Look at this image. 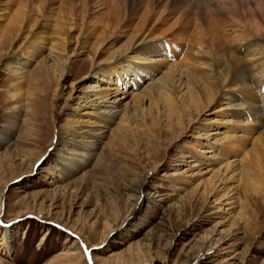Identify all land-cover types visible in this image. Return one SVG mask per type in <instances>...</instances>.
<instances>
[{
	"label": "rangeland",
	"instance_id": "1",
	"mask_svg": "<svg viewBox=\"0 0 264 264\" xmlns=\"http://www.w3.org/2000/svg\"><path fill=\"white\" fill-rule=\"evenodd\" d=\"M48 1L42 19L44 0H0V264H264V198H254L256 180L232 173L247 168L258 123L241 120L226 130L225 111L215 104L199 118L183 113L171 130L172 108L158 101L165 91L160 80L170 65L183 66L189 45H174V55H144L137 63L150 76L129 82L120 69L119 81L102 77L100 70L108 71L137 34L142 11L130 0L124 8L123 0H95L86 9L77 0L91 31L53 37L39 27L56 28L71 6ZM150 1L167 18L160 30L180 15L206 12L198 0ZM218 6L208 12L220 16L222 27L249 13L243 0ZM116 10L122 22L115 41L103 45L102 26ZM149 38L160 40L159 33ZM96 82L111 98L103 106L87 100ZM104 106L117 112L114 123L95 135L100 142L89 160L71 162L64 144L56 145L58 133L77 108L99 113ZM224 136L235 139L225 146L231 140L218 141ZM74 138L63 141L74 147L80 142Z\"/></svg>",
	"mask_w": 264,
	"mask_h": 264
},
{
	"label": "bare ground",
	"instance_id": "2",
	"mask_svg": "<svg viewBox=\"0 0 264 264\" xmlns=\"http://www.w3.org/2000/svg\"><path fill=\"white\" fill-rule=\"evenodd\" d=\"M63 1L71 6L69 13L64 15L66 17L65 23L61 24L63 17L58 19L59 26L49 30L39 27V33L47 32L53 37L61 34H67L70 37L74 32H78L80 36L85 33L88 34L91 30L85 19L78 15L75 7L78 3L77 0ZM63 1L61 2L64 5ZM94 1L79 0V3L86 9L88 4L94 3ZM96 1L103 2L104 0ZM108 1L114 5L119 0ZM224 1L226 0H198V8L203 7L206 11L203 10L205 12L203 15L195 13L187 16L185 20L183 15H180L176 23H173L174 25L170 24L173 26L160 30L162 26L165 27L167 21L165 15L164 17L163 14H157L161 7L150 0H130L133 9H138V12L142 11L141 19L138 18L140 23L137 22L139 25L135 24L137 27H135L134 32L137 34L131 36L126 45L122 46L124 47L123 53L126 55L122 53V55L115 57L111 68L108 71L100 70L99 73L101 74L99 75L102 77L112 74L117 75L122 69L123 71L120 74L123 77L127 76L129 82L134 81L135 78L141 79L139 77L150 76L151 73L146 70L147 68H143L142 65L137 63L138 61L143 62L144 55L159 50L174 55L177 53V47L174 48V45L188 44L190 48L182 57L183 66L178 63L170 65V69L160 80V86L165 91L158 101L162 102L166 109L168 107L172 108V113H169V111L168 115H172V122L174 123L170 124L169 128L173 130L175 125L179 126L182 123L183 113L190 112L193 118L194 116L199 118L210 111L215 104H219V107L225 111L226 118L223 128L226 130L231 129L234 124L240 123L241 120L256 121L258 124L255 126L258 128L259 134L255 136L251 149L245 154L244 160H246L247 168L239 169L237 167L232 170V173L239 170L238 173L246 177L248 181L256 180L258 182L257 187L252 186L255 194L254 198L257 200L264 198V0H243L248 6L249 13L247 17H242L239 20L240 23H226L228 25L222 27V24L217 23L220 16L215 13L209 14L208 11L211 8L220 10L221 6L218 5H221ZM48 3H50L48 0H44L45 7L41 10L42 19L47 18L49 15L48 8L51 9V5ZM124 3L126 1L123 0V8ZM46 4L48 5L46 6ZM121 22L120 12L118 10L114 11L113 20L112 18L111 21L106 20L102 26V33L99 37L103 40L101 44L105 45L104 43H107L106 45L112 46L113 41H115L112 38L116 35L115 29L120 26ZM154 33H159L160 40L157 42H153L149 38ZM189 53H192L193 56L191 55V57L196 58L194 63L190 61ZM117 76L119 81L121 79L119 78L120 75ZM101 80L103 79L101 78ZM97 84L98 82L89 84V92L92 95L87 97V100L88 102H95L94 105L103 106L111 98L104 99V93L101 91L103 89ZM15 90L20 93L21 87L18 86ZM117 100L118 97L114 96L111 101L115 102ZM104 107H106L105 110L99 113L92 110L82 113L79 110L80 108H77L76 111L78 112L73 113L72 117L69 118L70 120L67 118L69 122L62 127L55 142L58 146L64 144L61 146L62 150L68 155L70 153L74 156L71 162L74 161L80 165L84 164L87 159L89 160L93 150L100 142V139L96 138L95 135L99 134V130H109L108 126H112L114 123L117 112L108 111L110 106ZM221 109L218 110L221 111ZM246 123L248 122L246 121ZM81 124L87 126L79 127L77 130V127ZM96 126H102V129L94 128ZM67 135H71L73 139L78 137L80 140L78 145L74 147L65 145L63 138ZM232 136H224L218 141L231 140L230 143L228 141L224 143L225 146H229L235 139ZM73 139L71 143L75 141ZM187 157L188 155L184 156V158ZM230 166L231 164L228 163L227 168H231ZM144 184L145 181L137 184L135 190L141 192ZM9 231L5 229L2 238L1 245L6 248L10 242ZM74 256L71 255L68 258L73 259Z\"/></svg>",
	"mask_w": 264,
	"mask_h": 264
}]
</instances>
